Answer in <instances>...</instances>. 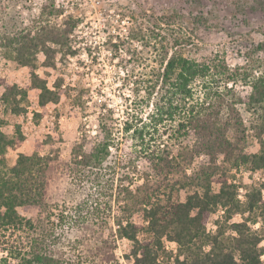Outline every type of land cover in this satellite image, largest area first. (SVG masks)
<instances>
[{"label": "trees", "instance_id": "obj_1", "mask_svg": "<svg viewBox=\"0 0 264 264\" xmlns=\"http://www.w3.org/2000/svg\"><path fill=\"white\" fill-rule=\"evenodd\" d=\"M1 7L0 1V63L29 74L19 85L0 73V241L9 231L33 229L28 215L58 210L70 177L101 173L114 151L127 155L129 175L115 188L112 237L127 241L129 263L264 264V40L250 44L242 65L231 68L220 53L192 55L194 29L207 28L202 17L190 30L176 13L134 22L128 37L140 51L130 52L137 65L127 77L135 108L119 121L103 104L97 134L71 142L65 162L61 138L49 133L31 154L17 152L24 134L16 121L26 117L30 94L41 110L33 112L35 123L63 96L85 115V92L65 85L60 72L77 54L70 37L79 21L52 23L62 11L49 2L32 26L15 30ZM122 47L109 45L113 55L129 54ZM138 53L145 63L134 58ZM41 67L60 74L50 83L37 73ZM9 152L16 153L11 166ZM243 171L260 172L261 180L246 184L238 178ZM100 252V264L114 260L112 251ZM11 257L17 264H73L40 252Z\"/></svg>", "mask_w": 264, "mask_h": 264}, {"label": "rangeland", "instance_id": "obj_2", "mask_svg": "<svg viewBox=\"0 0 264 264\" xmlns=\"http://www.w3.org/2000/svg\"><path fill=\"white\" fill-rule=\"evenodd\" d=\"M0 1L15 30L32 26L49 2H54L55 7L62 11L57 19H51L52 23L62 24L67 18L79 21L70 37L77 54L60 67V72L65 85L85 92V115L74 105L72 98L70 101L63 96L57 105L48 104L46 114L35 123L33 112L40 113L41 110L36 96L30 94L26 117L16 121L21 124L24 134V142L17 152L31 154L36 140H44L49 133L61 138L60 150L65 162H68L67 151L71 142L82 135L93 139L97 134L96 118L103 104L119 121L125 118L126 110L135 108V105L130 106L132 96L128 82L130 78L127 77L132 66L137 65L130 52L135 49L140 51L139 44L128 37L134 22L147 25L150 23L147 20L153 16L176 13L182 19L183 26L190 30L195 27L192 19L202 17L207 28L194 29L197 32L194 42L198 51L194 50L196 53L192 55L201 59L220 53L231 68L242 65L245 50L250 44L264 40V0ZM110 43H121L123 50L128 49L129 54L119 52L113 55L109 49ZM134 58L142 64L147 57L138 53ZM39 61H42L41 56ZM0 64V73L6 80L19 85L26 82L29 74L27 68ZM37 73L51 83L59 71L41 67ZM76 92L71 91L72 96ZM124 153L112 151L101 173H74L66 185L64 204L58 210L39 219L35 213L27 216L34 217L33 229L7 232L0 241V264H5V258L7 264H17L9 256H18L19 260L28 259L35 252L53 254L61 261L73 264L78 261L100 264V251L107 249L114 254V260L108 264H131L124 259V252L129 247L127 241L112 237L115 234L112 219L116 212L115 188L120 182L123 183L121 177L129 175L128 157ZM15 156V152L7 154L10 166L14 164ZM201 160H197L195 165ZM139 164L137 166L141 167ZM239 175L241 177L238 178H242L246 184L261 180L260 172L251 175L243 171ZM167 246L168 249L172 248L170 244ZM261 260L264 263V255Z\"/></svg>", "mask_w": 264, "mask_h": 264}]
</instances>
